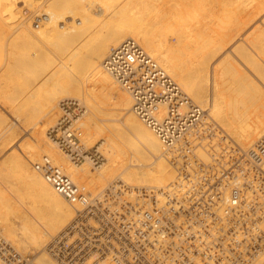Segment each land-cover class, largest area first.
<instances>
[{
    "label": "bare ground",
    "instance_id": "obj_1",
    "mask_svg": "<svg viewBox=\"0 0 264 264\" xmlns=\"http://www.w3.org/2000/svg\"><path fill=\"white\" fill-rule=\"evenodd\" d=\"M17 1L31 11L39 5L30 0H0V39L9 34L19 40L13 49L0 52V106L4 109L0 108V154L12 148L7 157L0 158V235L28 264H57L45 247L73 216L63 198L33 170L42 155L73 181L96 192L115 181L129 188L163 189L177 180V169L167 157L173 146L161 144L132 113L128 93L117 89L103 68L110 48L123 40L133 39L191 104L206 112L202 124L213 127L212 138L197 144L189 138L194 147L189 152L205 167L210 155L221 151L218 140L227 144L229 138L246 153L264 135V0H63L57 7L44 0L48 8L40 15L34 10L31 25L14 13ZM115 9L126 12L125 17L115 19ZM65 14L70 18L59 26L56 22ZM42 15L46 20L35 26ZM103 25H107L104 30ZM5 27H10L7 34ZM42 46H48L46 54ZM97 87L105 93L93 103ZM14 92L18 103L7 110V96ZM32 98L36 106L29 108ZM61 99L78 102L81 109L71 125L79 124V140L85 150L87 144L97 143L96 152L106 163L94 166L82 155L87 167H77L44 134L49 122L54 120L49 128L54 127L63 116L57 105ZM109 107L116 110L112 122L123 120L115 133L92 119L100 109ZM16 126H29L28 137L20 138ZM221 130L226 137L220 136ZM122 158L125 164H119ZM176 161V165L182 163ZM5 163L16 174L23 192L17 186L13 193V183L6 185L7 177L1 174ZM260 166L264 172V161ZM25 195L31 196L27 197L32 201L26 205L28 209L23 203ZM250 195L248 191L245 196ZM256 202L264 204L260 198ZM255 225L261 240L256 254L248 258L249 264L264 263V220ZM28 252L34 253L29 257Z\"/></svg>",
    "mask_w": 264,
    "mask_h": 264
},
{
    "label": "built area",
    "instance_id": "obj_2",
    "mask_svg": "<svg viewBox=\"0 0 264 264\" xmlns=\"http://www.w3.org/2000/svg\"><path fill=\"white\" fill-rule=\"evenodd\" d=\"M45 20L42 15L34 24ZM102 65L128 93L132 113L161 144L173 146L167 157L177 180L163 189L115 181L96 192L42 155L33 170L73 211L68 225L47 243V254L57 264H249L261 240L255 223L264 220V204L256 202L264 201V135L246 153L237 146L222 148L205 167L189 149L211 139L213 127L202 124L204 112L150 55L125 39L110 48ZM58 108L63 116L47 131L48 138L77 167L84 165L82 155L94 166L102 164V154L85 150L71 125L81 109L78 102L64 99ZM178 159L183 164L176 165ZM0 264H28L1 235Z\"/></svg>",
    "mask_w": 264,
    "mask_h": 264
},
{
    "label": "rangeland",
    "instance_id": "obj_3",
    "mask_svg": "<svg viewBox=\"0 0 264 264\" xmlns=\"http://www.w3.org/2000/svg\"><path fill=\"white\" fill-rule=\"evenodd\" d=\"M30 1H32V3L34 4H36V3H39V5H40V2H41V5H40V7H39V5H35L37 8L36 9H34L36 12H35V15H36V13H37V15H40V14H42L43 12H44V10L45 9H47L48 7V3L49 2H53L52 4H54V5H56V7L58 6V5H60V3L63 1V0H47V2H45L44 0L42 1V0H30ZM97 1V0H96ZM42 2L44 3L43 5H42ZM94 2V1H93ZM22 3V2H21ZM21 3H19L18 1H17V3H14V13L16 14V16H19L18 17V19L21 21V20H25L26 21V23H29L30 25H31V22H32V20H30V15H32L33 13H34V10H30L28 7H25L24 5H22ZM47 3V4H46ZM46 4V5H45ZM85 7V6H84ZM85 9H86V7H85ZM119 9V8H118ZM118 9H115L114 11H113V16H114V18L116 19V18H120V17H125V15H126V12H121L122 10H118ZM75 12V11H74ZM40 13V14H39ZM69 14H65L64 16H63V18H61L60 20H58L56 23L57 24H59V26H60V22H62L63 21V19L64 18H66V17H68V18H70V16H68ZM34 16V15H33ZM76 16H79V14H76ZM36 18V17H35ZM82 22V21H81ZM40 23H44V21H42V22H40ZM70 23V22H69ZM69 23H66V24H69ZM66 24L64 25V26H66ZM9 25H11V24H9ZM76 26V25H75ZM78 26H81L80 24L79 25H77V27ZM107 27V25H103V27H102V30H104L105 28ZM9 28L10 27H5V32H6V34L7 33H9L10 31H9ZM31 28H32V26H31ZM34 29V28H33ZM13 36V35H12ZM11 35H9L8 34V36L6 35L5 37H4V39H0V46H2V44H3V46H2V48L0 47V52H1V50H2V52L4 53V51L5 50H9V47H11L10 49H13L14 48V45L16 44V46L18 45V42H19V40L17 39V38H14V36L12 37ZM15 39H17L16 41H14ZM90 38H87L86 39V41H88L89 43L90 42H92V41H90L89 40ZM91 40H93V38L91 39ZM94 41V40H93ZM4 42V43H3ZM238 42H240V39L238 40ZM15 46V47H16ZM43 48H42V52L44 53V54H46L47 53V47L48 46H42ZM45 48H46V50H45ZM5 49V50H4ZM46 52H45V51ZM3 53L2 54H0V58L2 57V55H3ZM1 65V64H0ZM112 81V80H111ZM113 83V82H112ZM114 84V83H113ZM115 85V87L117 88L118 86L116 85V84H114ZM117 89H120L119 87L117 88ZM18 92L19 93V91H18V89H16L15 90V92ZM95 91L97 92L96 93V97H95V99H93V103H95V102H97V101H99V99H101V96L105 93L104 92V90H100V88L99 87H97L96 89H95ZM14 92V94H10V95H8L7 96V99H6V102L8 103V104H6L5 105V107H7V110H9V109H11L12 107H14V106H16L17 105V103H18V97H17V94ZM210 93V92H209ZM62 100V99H61ZM64 100V99H63ZM86 104V103H85ZM57 105H58V103H57ZM36 106V99L35 98H32L29 102H28V107L29 108H34ZM0 108H1V110H4L1 106H0ZM109 108H111V109H100V112H98V113H95V116H92V119L93 120H95L97 123H99V124H101V123H103V124H105V125H108L110 128H111V130L115 133V131H116V126H119L120 125V121H121V123H122V119L121 120H119V121H117V122H112V119H114L113 118V114L116 112V110H115V108H113V107H109ZM108 114H110V115H108ZM205 115H206V112H204V117H205ZM59 117V114L57 115V117L55 118V120L57 119ZM78 117V116H77ZM76 117V118H77ZM54 120L53 121H51V122H49V124H47L46 126H45V128H44V134L47 136V131L50 129L49 127L51 126V125H53L54 124ZM76 126H72L73 128H75V127H78V125L79 124H75ZM16 130L17 131H19V133H20V138H27L28 137V135L30 134V128H29V126H21V127H17L16 126ZM218 130V129H217ZM78 131H79V127H78ZM219 134H220V136L221 135H223V136H225L226 137V135H225V133L224 132H222V130L219 132ZM218 134V135H219ZM48 137V136H47ZM117 143L119 142V140L117 139V138H115L114 136L112 137ZM220 138V137H219ZM100 139H102V137H100ZM122 139H124V138H122ZM221 139H223V138H221ZM227 140H226V142H227V144L229 145H227L226 143H224L223 142V140H218V138H217V140H218V143L222 146H220V148L222 149L223 147L224 148H229L230 146L232 147H236V144L232 141V142H230L231 140L229 139V138H226ZM100 143H101V141H99ZM122 142H123V140H122ZM81 143V142H80ZM124 143V142H123ZM224 144H225V146H224ZM94 145V146H93ZM235 145V146H234ZM87 147L88 148H96L97 147V143L96 144H91V145H88L87 144ZM223 148V149H224ZM11 149L12 148H6L5 150H4V152L2 151V155L0 156V158L1 157H3V156H8V154L10 153V151H11ZM10 150V151H9ZM7 152H9L8 154H7ZM6 153V154H5ZM5 154V155H4ZM130 157V156H129ZM2 160L4 159V157L3 158H1ZM0 159V162L2 161ZM131 160V162H133V159L131 158L130 159ZM120 162H119V164L122 162V163H126L127 161H125V159H121V160H119ZM103 163H106V160H104L103 161ZM85 166V164L83 165V167ZM85 167H87V166H85ZM2 169V171H1V174L2 175H4V178H6L7 177V179H5V181L7 182V184L6 185H8V186H10L11 187V184L13 183V185L15 186H13L12 185V187L11 188H13L14 190L15 189H18V187L20 188L19 189V191H21V192H23V190H25L24 189V187L20 184V183H18L17 182V180H16V174L14 173V171H12L11 170V168H10V165L8 164V163H5L4 165H3V167L1 168ZM90 170H92L91 168H89ZM12 174H15V178L13 177V179L11 178L13 175ZM10 179H11V181H10ZM10 181V182H8V181ZM14 180H16V182L14 181ZM15 183H14V182ZM10 184V185H9ZM20 184V185H19ZM18 186V187H17ZM17 187V188H16ZM21 187H23L22 189L23 190H21ZM11 188H10V190H11ZM26 189H27V187H26ZM11 192H13V193H16L17 191L15 190V192L14 191H12L11 190ZM25 192V191H24ZM30 195H27V197L28 198H30L29 197ZM25 197V199H23V203H25L24 204V206H26L27 204H28V206L32 203V201H30V199H29V201L30 202H28V198L26 197V195L24 196ZM23 197V198H24ZM33 198V197H32ZM32 200V199H31ZM36 201V200H35ZM34 202V201H33ZM26 208H27V206H26ZM28 209V208H27ZM30 209V208H29ZM9 241V240H8ZM45 242H46V240H45ZM12 244V243H11ZM33 253L34 252H28L27 254H26V256H29V257H31L32 255H33ZM252 263H255V261L254 262H252ZM263 263V262H262ZM262 263H260V264H262Z\"/></svg>",
    "mask_w": 264,
    "mask_h": 264
}]
</instances>
